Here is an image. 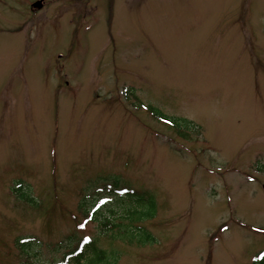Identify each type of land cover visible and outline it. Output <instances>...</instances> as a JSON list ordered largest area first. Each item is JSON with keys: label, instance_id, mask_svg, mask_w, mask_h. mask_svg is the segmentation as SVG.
<instances>
[{"label": "rangeland", "instance_id": "374dc122", "mask_svg": "<svg viewBox=\"0 0 264 264\" xmlns=\"http://www.w3.org/2000/svg\"><path fill=\"white\" fill-rule=\"evenodd\" d=\"M35 1L0 0V264H264V0Z\"/></svg>", "mask_w": 264, "mask_h": 264}, {"label": "trees", "instance_id": "16d2710c", "mask_svg": "<svg viewBox=\"0 0 264 264\" xmlns=\"http://www.w3.org/2000/svg\"><path fill=\"white\" fill-rule=\"evenodd\" d=\"M153 114L159 118L160 121L167 124L169 123L173 128H175L178 132L181 128L187 129L189 125H192L189 122L182 121V120H176L171 119L168 116L162 114L157 109L151 108L150 109ZM116 186L108 183L105 185L96 184V188L100 189H107L110 191L111 195L114 193H118L117 198L121 199L123 196H125L123 199L129 197L131 199H137V200H144L141 197L136 196V193L131 189H124L119 190V186ZM23 186V185H22ZM19 189V190H18ZM17 193L21 192V187H18ZM123 194V196L121 195ZM21 194V193H20ZM27 194V193H26ZM122 196V197H120ZM21 197L23 198L24 202L28 205L35 206L36 201L33 200V198L29 197L28 194H22ZM150 200V199H149ZM148 207L150 206V209L155 208V201L151 200L149 201ZM79 211L82 213L84 218L87 219V222L97 223L99 224L100 231L103 232L106 230V233L115 232L114 229H125V232H132L134 233L138 238L140 236L147 237L144 243L150 242V235H148L146 232L143 231L142 226H138L137 223L144 222L146 219H150V217L153 216V214L148 213L145 210H139L137 212L133 211L132 209H129L128 212H125L124 214L120 215V218H122L119 222H115L116 219L110 218L109 215H102L99 217V213L95 211H90L88 209L83 210V205L81 203V206H79ZM112 213L111 211H109ZM126 215V216H122ZM140 216L137 223H133V216ZM126 221V222H124ZM133 221V222H131ZM131 222V224H129ZM119 223V224H118ZM129 227H136L134 230H131ZM77 234L71 235L69 237V240L65 243V252L61 255V258L57 263L54 264H117L119 260V255H112L109 253H106L105 251L101 250L98 245L90 238V239H80L76 236ZM34 238L29 237H22L17 240L16 246L20 248L21 251L27 252L29 250H32V244L34 243ZM60 252V251H59ZM264 259V257H262Z\"/></svg>", "mask_w": 264, "mask_h": 264}, {"label": "water", "instance_id": "95a60500", "mask_svg": "<svg viewBox=\"0 0 264 264\" xmlns=\"http://www.w3.org/2000/svg\"><path fill=\"white\" fill-rule=\"evenodd\" d=\"M42 6H43V2H42V1H41V2H38V3H36V4L34 5V7L37 8V9H41Z\"/></svg>", "mask_w": 264, "mask_h": 264}, {"label": "snow or ice", "instance_id": "6c2138e0", "mask_svg": "<svg viewBox=\"0 0 264 264\" xmlns=\"http://www.w3.org/2000/svg\"><path fill=\"white\" fill-rule=\"evenodd\" d=\"M83 227V225H81ZM87 239V238H86Z\"/></svg>", "mask_w": 264, "mask_h": 264}]
</instances>
